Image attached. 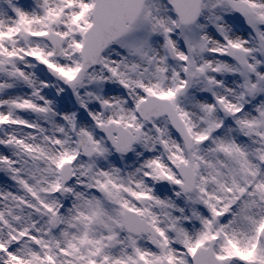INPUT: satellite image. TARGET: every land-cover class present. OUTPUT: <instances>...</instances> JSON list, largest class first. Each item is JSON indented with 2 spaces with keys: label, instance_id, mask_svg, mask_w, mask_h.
Here are the masks:
<instances>
[{
  "label": "snow or ice",
  "instance_id": "1",
  "mask_svg": "<svg viewBox=\"0 0 264 264\" xmlns=\"http://www.w3.org/2000/svg\"><path fill=\"white\" fill-rule=\"evenodd\" d=\"M0 264H264V0H0Z\"/></svg>",
  "mask_w": 264,
  "mask_h": 264
},
{
  "label": "rangeland",
  "instance_id": "2",
  "mask_svg": "<svg viewBox=\"0 0 264 264\" xmlns=\"http://www.w3.org/2000/svg\"><path fill=\"white\" fill-rule=\"evenodd\" d=\"M5 183H6V181L4 180V178L0 177V185L5 184Z\"/></svg>",
  "mask_w": 264,
  "mask_h": 264
}]
</instances>
